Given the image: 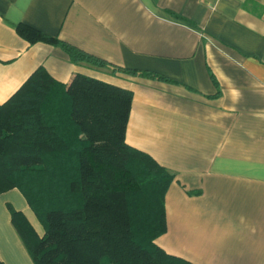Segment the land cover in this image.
<instances>
[{
    "label": "crops",
    "instance_id": "obj_1",
    "mask_svg": "<svg viewBox=\"0 0 264 264\" xmlns=\"http://www.w3.org/2000/svg\"><path fill=\"white\" fill-rule=\"evenodd\" d=\"M17 23L139 76L74 63ZM39 66L132 92L130 146L172 175L156 243L195 264H264V0H0V104ZM8 204L42 227L16 188L0 194V261L33 264Z\"/></svg>",
    "mask_w": 264,
    "mask_h": 264
},
{
    "label": "trees",
    "instance_id": "obj_2",
    "mask_svg": "<svg viewBox=\"0 0 264 264\" xmlns=\"http://www.w3.org/2000/svg\"><path fill=\"white\" fill-rule=\"evenodd\" d=\"M15 29L30 43L61 47L76 64L165 79L25 23ZM131 101L120 86L78 73L62 83L39 66L0 104V194L18 189L42 227L39 234L8 204L33 264H195L155 241L166 230L172 175L126 143Z\"/></svg>",
    "mask_w": 264,
    "mask_h": 264
}]
</instances>
